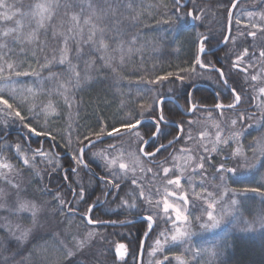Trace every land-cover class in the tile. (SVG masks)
Listing matches in <instances>:
<instances>
[{
	"label": "trees",
	"instance_id": "1",
	"mask_svg": "<svg viewBox=\"0 0 264 264\" xmlns=\"http://www.w3.org/2000/svg\"><path fill=\"white\" fill-rule=\"evenodd\" d=\"M183 1L181 0L182 4ZM21 2L26 5L23 11L28 12L30 9L27 5L34 7L37 3H47L49 0H21ZM54 2L60 7L54 12L52 20L47 22L46 29L39 30L38 38L34 43L23 46V52L20 51V45L10 43L11 37H0V43H10L15 50V55L5 57V60L8 62L12 60L14 64L20 66V69H26L21 72H39V78L42 80L39 84L35 75L16 76L11 71L0 76V84L8 82L12 84V80L17 86L24 84L22 89L24 92L19 89H5L0 95L9 99L11 103V96L14 94L16 102L22 105L17 110L26 117L22 123L14 114L8 115V110L4 106L0 108V146H2L0 157L6 158L18 170L17 177L22 180L17 189L7 185L11 193L19 191L21 197L32 199L38 204H45L40 206L47 210L46 214H40L42 221L45 215H49L48 220H55L53 226L63 225L64 230H71L72 225L77 224L80 230L79 240L87 236L90 231L96 234L89 243H84L83 249L76 248L75 255L67 256L65 245L51 242L55 236L43 230L45 226L39 230L30 228L25 238L17 239L22 233L19 235L17 232L12 233L8 230L10 224L21 223L20 232H23L22 229L26 230L32 224L31 214H6L0 210V264H77V261L84 260L81 252L88 248L101 249L103 256L100 259H106L107 264H124L125 261L127 264H137L142 237L149 229L147 222L138 221L117 227L89 225L85 219L87 214L90 216L89 219L94 221H129L138 219L139 216L151 215L154 227L143 248L142 264H264V224L254 219L258 215V210L264 209V197L245 191L257 187V181L264 176V162H260L264 161V157L257 155L259 161L253 158L255 139L264 134V99L258 91L259 87H264V59L260 57L264 47L258 48L256 37L248 35L254 29L250 25L244 27L245 32H240L241 21L238 19L240 10L237 11L252 3L244 0H189L186 4L179 5L178 12L175 0H109L111 8L105 6L107 15L103 23H100L96 21L92 9L88 7L90 3H94V0H76L77 6L67 9L63 7L66 0H54ZM130 3L132 7H128ZM233 3L236 7L231 10ZM228 9L233 13L229 40L216 52L210 55L203 54L199 58L205 64L220 68L232 89H238L241 84L243 85L245 93L243 103L238 108L222 110L221 115H217L216 111L197 109L188 117L181 115L178 106L170 101H165L157 107V101L165 96L177 98L184 110L189 107V99L205 106L215 105V93L200 86L192 88L198 82L205 80L206 69L196 65L195 76L181 72V69L193 67L196 57L199 56L201 38L207 37L206 50L214 49L224 41L223 36L226 35L229 19ZM188 12H192V15L189 16ZM74 14L79 17L80 27H75L76 22L71 20ZM96 14L99 15L98 12ZM16 19L21 21V25H28L21 28L23 33L36 28L35 20L29 21L21 17ZM85 19L90 21L89 24H84ZM237 20L240 21L239 24L236 23ZM4 24L9 28L16 26L15 21ZM93 24L98 28L106 29L105 43L108 45L106 49L92 51L91 43H83L91 34ZM263 27L264 25L258 34L264 38ZM116 29L122 33L119 38L125 41L122 47L117 43ZM66 37L69 60L80 74L79 86H74V74L69 71L67 62L65 65L55 62L48 64L53 56L58 58L61 49L65 46ZM236 37L239 38V44L232 49V42ZM94 40L99 47V32L94 36ZM78 42L82 48L79 58L76 56ZM129 48L132 49L131 52L128 51ZM242 48L247 49V55H242L245 52ZM102 56L109 60L111 67L106 66L105 59H101ZM237 57H242L241 62L245 64L240 62L233 67ZM87 60L91 61V67H86ZM44 64H48V67H41ZM113 67L116 68L115 73L112 71ZM242 68L246 71H242ZM50 73L56 75L52 76ZM168 73L173 75L167 80L155 84L147 82ZM252 75H257L258 80L252 81ZM177 76H183V82L177 79ZM116 80L121 83L117 85ZM125 85L130 89L132 87V93L127 95L126 89L129 88ZM24 86L27 88L30 86L35 94L29 93ZM219 86L216 91L224 96L223 90L227 88L222 82H219ZM152 93L156 94L155 100L152 99ZM46 101L48 104L51 101L55 116L45 117ZM221 101L223 104H229L234 101V97L228 91ZM147 104L153 105L155 111L144 110L141 115V106ZM108 105L117 107L118 113L112 115L113 112L110 114L103 109ZM30 108L32 112L28 111ZM93 113H101V115L97 119ZM129 114L132 115L133 120L144 117L158 118L159 115H164L165 121L160 122L161 126L169 129L165 130V135L156 139L154 143H149L150 150L154 149L153 145L156 143H167L174 139L178 132L180 133L179 128L172 126L171 123L181 124L182 130L175 142L166 150L157 153L156 158L162 159L163 162L154 168L155 174L147 171L150 169L146 168L148 163L141 159L145 168L140 167L139 171H142V174L137 172L136 175L141 187L131 184L133 174L129 172V178L123 181L120 190L115 188L110 190L111 186L106 187L105 184L99 183L100 178L91 175L92 167L106 180H112L115 175H123V173L118 166H114L110 172L105 164L98 163L93 153L107 149V144L111 143L116 147L108 151V157L114 159L121 155L124 162L128 161L134 151L141 156L139 149L145 138L150 136L145 133L148 129L154 130V122L146 121L142 127L137 128L139 137L136 135V130L122 137L107 139V133L122 126L121 124L127 121L126 115ZM89 115L91 117L88 122H92V125L85 127L84 118ZM118 117L125 119L119 123H115L119 120L115 119L112 123L106 124L108 126L102 125L103 121ZM234 119L237 120L235 125L231 123ZM210 121L222 127L221 135L227 139L234 137L235 134H238V138L217 145L218 151L204 150L203 141L199 137L202 132L199 123ZM25 124L28 127H25ZM101 129L104 130L102 140L96 141V134L100 133ZM45 132L49 134L45 135ZM53 136L55 140L52 139ZM91 140H94L95 147L91 145L80 154L81 147ZM238 148L242 155L234 156L233 152ZM194 149H198L196 161L200 165L203 164V167L188 174L189 177L191 176L193 186H190L189 180L181 178L179 184L175 183L179 186L172 187L173 192L178 193L181 198L179 203L183 202L180 213L177 206L173 208L175 212L187 217L182 219L184 222L181 223V228L189 235L172 241L171 237L176 234L174 231L180 227L178 221H172V217L170 219V215H166L158 204L159 197L165 198L166 194L163 191L169 188L168 181H175L178 178V171L172 168L175 162L173 157L190 153ZM37 150L45 155L36 154ZM170 151L171 154H168ZM81 155L83 163H77L74 157ZM25 157L29 160L27 165L24 164ZM250 163H254L256 167L249 169L247 165ZM85 164L87 167L84 166ZM221 164L225 169H236V172H220ZM73 168L77 169L76 173L71 171ZM164 168H168L169 172L165 173ZM65 175L68 177L67 180ZM221 176L224 177L223 181L220 179ZM211 178L217 186H221L222 191V204L219 207L223 210L222 215L225 216L222 220L219 218L221 220L219 227L210 226L212 222L208 218L204 221L206 217L204 212L208 208H203L205 204L201 207V200L206 197L201 199L200 195L204 192L211 195L206 201L204 200L206 204L212 203L213 200L217 201L211 194L214 192L211 191L213 189V185H210ZM0 184L7 183L0 177ZM81 188L86 190L84 200H80L79 196L74 194H78ZM141 188L145 193V199H140ZM133 189H135L134 195H126ZM117 191L119 196L116 195ZM57 192L60 193L58 197ZM106 192L109 194L105 195ZM121 198H126L129 202L135 198L137 207H119ZM60 199L65 201L64 205H60ZM233 199L237 204L231 206ZM89 206H92L91 212L88 210ZM5 215L6 218L2 217ZM165 229L172 231L173 234H168L158 246L161 233ZM66 240L70 244V237ZM118 243H123L127 249L123 260L117 259L115 255Z\"/></svg>",
	"mask_w": 264,
	"mask_h": 264
},
{
	"label": "snow or ice",
	"instance_id": "2",
	"mask_svg": "<svg viewBox=\"0 0 264 264\" xmlns=\"http://www.w3.org/2000/svg\"><path fill=\"white\" fill-rule=\"evenodd\" d=\"M261 2H264V0H261ZM177 3V11H180V0H176ZM108 6V8H111V5L109 3V0H94V3H90L88 5L89 9H92L93 11V16L95 17L96 21L103 23V21L106 18L107 15V10L105 6ZM77 3L76 0H66V3L63 5V7L67 8H73L76 7ZM26 7V5L24 3L21 2V0H0V21H3L4 23H8L11 21H15V27H10L7 28L6 30H4L2 33H0V37L3 38H9L11 37V41L10 43L13 45H20V51L23 52L24 51V45L26 44H32L34 43L37 38H38V32L41 29H46V25L47 22L52 20L54 12L56 11V9L58 7H60V5L58 3H55L54 0H49V2L47 3H37L34 7L32 5H27V7L30 9V11L26 12L23 11V9ZM128 7H132V4L130 3L128 5ZM232 7H236L235 3L232 4ZM99 13V15H97L96 13ZM228 14H229V19H231L233 13L231 12L230 9H228ZM188 15L191 16L192 12H188ZM254 14L253 13H248L249 17H252ZM17 17H21L23 19L26 20H35L36 22V28L32 29L30 32L27 33H23L21 32V28L22 27H28L27 24L25 25H21V21L16 19ZM196 19H200V17H195ZM260 19L264 20V13L260 14ZM71 20L75 23V27H80L78 21H79V17L77 15H72L71 16ZM89 20L85 19L84 20V24L87 25L89 24ZM239 20L236 21L237 24H239ZM253 28H256L257 26L255 24L252 25ZM69 31L71 32L72 29L70 28ZM116 34H117V43L119 46H123L125 44V41L123 39H120L119 37L122 35V33L120 32L119 29H116ZM99 32L100 35V40H99V47L96 46V41L94 40V36L96 35V33ZM105 32L106 29L104 27H97L96 24L92 25V29H91V34L88 35L87 39L83 41L84 44H89L91 43L92 45V51H99L100 49H106L108 47V45L105 43ZM55 35V33H54ZM77 36L79 35V33L76 34ZM249 36H256V32H249L248 33ZM223 40L227 41L229 40L228 36H223ZM207 41V37H203L201 39V42L199 44V48H198V52L203 53L205 52V42ZM10 43H0V60H5V57H8L10 55H15V50L13 47L10 46ZM64 48L61 49L60 52V56L59 59L57 60V58L55 56L52 57V60L48 61V64H53L58 63L60 65H65L66 62L68 64V68L69 71L74 74V78H75V85L74 86H79L80 84V74L78 72H76L75 70V65H73L71 63V61L69 60V47H68V38H65L64 41ZM129 52L132 51L131 48L128 49ZM137 51H139V49H137ZM82 54V48L79 45L78 42V46L76 48V56L77 58L80 57V55ZM242 55H247V49L245 50L244 54ZM260 57L262 59H264V51L260 52ZM101 59H105L104 56L101 57ZM121 60L123 61V57H121ZM242 60V57H237V61L233 64V67H236L237 64H239ZM5 63H7V68L9 70H11V72H13L16 76H21V75H35L37 77H39V72L33 71L32 73H27V72H21L18 71L17 69L20 67L18 64H14L12 62H8L7 60H5ZM48 64H44L41 65V67H48ZM86 67H91V61L87 60L85 61ZM105 64L106 66L111 67V64L109 63L108 59H105ZM196 65H198L201 69L207 68V67H212L214 71L218 72L220 74V79L224 80V87H227V80L225 79V73L223 71H221L220 68H215L214 66L205 64L204 62L201 61V59L199 58V56L196 57L194 63H193V67H191L190 69H181V72H188L190 74V76H195L196 75ZM112 71L115 73L116 72V68H112ZM242 71H246V69H242ZM3 75V67L0 66V76ZM50 75L55 76V73H50ZM173 75V73H168L165 76H157L155 80H148L147 82L149 84H155L158 82H162L164 80H167L169 77H171ZM177 79L181 80V82H183L184 77L183 76H177ZM258 76L257 75H252L251 76V80L252 81H256L258 80ZM247 79V78H246ZM63 87V85H61ZM255 87V86H254ZM27 91L29 93H34L32 88H27ZM67 91V89H66ZM147 92H150L151 90H146ZM259 93L261 94V98L264 99V87H259L258 89ZM4 89L0 88V93H3ZM231 95L234 97V103H229L228 105H221L219 103H217L215 105L216 109H222L224 107H227L228 109H234L236 108L239 104L243 103V98L245 96L244 90H243V85L241 84L239 86V88H233L231 89ZM12 102H9V99H5L3 95H0V105H3L4 108H6L8 110L7 114L8 115H13L18 118L22 123L25 121L26 117L24 115L21 114V111L17 110L19 108L22 107L21 104L16 102V97L13 94L11 96ZM152 99H156V94L152 93ZM161 101H157V104H159ZM196 107V105H191V107L189 108V111H192L194 108ZM142 111H141V115H143V111L144 110H148L151 109L153 111H155L153 105L151 104H147L142 105L141 106ZM29 112H32V109L30 108L28 110ZM35 115V113H34ZM44 115L45 117L52 115L55 116V109L52 107V103L49 102V104L44 108ZM241 119H243V117H241ZM161 121H165V117L163 114L159 115V117L154 121V130L153 129H148V131L145 133V135H149L150 134V140L149 141H145V145L147 146L150 142L154 143L156 139H159L161 136L165 135V129L162 128L161 126ZM6 123V122H5ZM231 123L233 125H235L237 123V120H232ZM25 127H28L27 124L24 125ZM137 126H141L142 127V122L140 119H135L134 122L132 120H127L124 121L122 124V127L127 130V131H131L134 129H137ZM30 131H32V129H29ZM48 132H45V135H48ZM114 134L119 135L120 134V130L119 129H113V131L108 132L107 135L108 136H113ZM104 135V130L101 129L100 133L96 134V140L99 141L102 139ZM136 135L139 137V131L136 132ZM202 135H206V133H202ZM216 137H217V143L220 142H224L226 143V140H223V138L220 136V132L217 131L216 133ZM231 138H238V134H235L234 137ZM53 140H55V136L52 137ZM70 143V142H69ZM89 143L92 144L93 147H95V144L91 141H89ZM172 143V141H169V145H164L161 144L158 148L155 149V152H147L145 151L144 148H140L139 151L142 152L144 155L146 156H152L154 157L156 155V153L160 152L161 149H165L170 146ZM87 147V145L81 147L80 152L84 153L85 148ZM115 145H108L107 149H103L101 150L99 153H93L94 156H99L100 158L105 160V167L111 172L113 169V166L116 164V159H111L109 160L106 153L108 152L109 149H115ZM0 148H2V146H0ZM17 151H19V146H17ZM213 151H218L217 148H213ZM259 154V157H264V134H262L260 137L255 139V147L253 148V158L255 160L259 161V157L256 154ZM38 155H45L43 152H40L39 150H37ZM234 156H238V155H242L241 150L238 148L235 152H233ZM74 159L77 160V163H83V156H79V157H74ZM260 162H264V161H260ZM24 164L27 165L29 164V160L28 158H24ZM139 164V157H132L130 163H119V169L121 170V172L123 173V175H115L114 179L112 180H106L104 177L100 178V182L104 183L105 186H111L117 190H120L122 188V184L123 181L125 179H128V173L132 172L133 176L131 177V184L136 186V187H141L138 184L137 179L135 178V167L134 165H138ZM85 167H87V165H84ZM11 165L7 164V163H2L0 164V168H10ZM200 167H203V164L200 165ZM247 167L249 169H254L256 167V165L254 163H250L247 165ZM71 171L73 173L77 172L76 168L71 169ZM147 171L151 172L152 169H148ZM220 172H224V171H228V172H236V169L233 168H228L225 169L224 165L221 164ZM164 172L168 173L169 169L168 168H164ZM37 175H39V173H37ZM68 177L67 175H65V180H67ZM220 179L223 181L224 177L221 176ZM119 181V182H116ZM9 183H11V181H9ZM169 184L172 183H176L179 184L180 180L179 178H177L175 181L169 180L168 181ZM258 186L257 187H253V188H249V189H245V191H251L254 193H257L258 195L264 197V176H261V179L259 181H257ZM14 187H17L14 185ZM135 189L132 190L131 193H126V195H134ZM75 195L79 196L80 200H84L85 195H86V190L84 188H81V190L79 191V193H74ZM109 193H105V195H108ZM3 195H8L9 198L11 199L12 195H15L18 199L20 198V192L17 191L15 193H3ZM57 197L60 195L59 192H57ZM117 196H119V191H117L116 193ZM140 199H145V193L143 191V188H141L140 191ZM149 203H151V201H148ZM60 205H64L65 201L63 199L59 200ZM216 203V201H213L212 203H209L207 208V216H208V220L212 221V224L210 226H214L215 224H217L219 222L220 219L223 218V216L220 217V219H217L214 215L213 212L211 211V209L213 208V204ZM237 204V201L235 199H233L231 201V206H234ZM230 206V207H231ZM0 207H4L3 204H0ZM119 207H123V208H135L137 207V202L135 200V198L129 202L128 199L126 198H121L120 199V205ZM170 205L165 202V209L169 208ZM19 209L23 212H30L32 215V223L36 224L37 220H36V216H37V211H38V205L31 202L30 200H21L20 204H19ZM89 212L92 211V206H89ZM225 212H227V210H225ZM178 220L182 219V217L180 216L179 213H177V217ZM145 221L148 224V228L151 229L152 228V221H153V217L151 215L145 216L144 217ZM183 219H187V217H183ZM256 219L258 222H260L261 224H264V209H259L258 210V215L254 218ZM89 224H93V223H109V224H125V223H129V221H117V220H110V221H94L89 219L88 220ZM202 226H207V225H202ZM96 233L95 232H88L87 233V237L86 239H91V237H93ZM28 235V230H24L21 234L20 237H17V239H23ZM145 235H147V233H145ZM184 235H189V233H185V232H181L179 229L176 230V234H174L171 237L172 241H176L178 240L181 236ZM79 247L80 248H84V243L83 242H78ZM127 254V249L126 246L124 244H119L116 246V258L123 260L125 255ZM74 253L72 251H68L67 252V256H73ZM81 255L84 256V260L83 261H77V264H107L106 259H100V257L103 256V252L101 249L97 248L96 250H92L91 248L85 249L83 252H81ZM124 264H127V262L125 261Z\"/></svg>",
	"mask_w": 264,
	"mask_h": 264
},
{
	"label": "rangeland",
	"instance_id": "3",
	"mask_svg": "<svg viewBox=\"0 0 264 264\" xmlns=\"http://www.w3.org/2000/svg\"><path fill=\"white\" fill-rule=\"evenodd\" d=\"M10 2H11V0H10ZM238 19H239V16H238ZM253 24H255L257 26L254 29H252L253 28L252 27ZM249 25H250V27H252V28H250V30L252 29L251 32H256L258 34L262 30L261 28L264 25V20L260 19V17L259 18L258 17L254 18V16L248 17L247 20L241 21V24L239 25V27L243 28V27H248ZM0 27H1L0 33H2L4 30L9 28V27L5 26L3 21H1V26ZM255 37H256L255 41L257 42L258 48L261 49V47H264V38L261 37V35H259V34L256 35ZM238 44H239V38L236 37L233 40V42H232L231 48L235 49L238 46ZM242 49H243V51H245L244 48H242ZM59 56H58L57 60L59 59ZM9 62L14 63V61H12V60H10ZM17 62H18V59H17ZM0 66L3 67V73H5V72L6 73H10L11 70H9L7 68V63H5V60H0ZM17 70L23 71V70H26V69H24V68L20 69V67H19ZM116 78H118V77H116ZM36 80H38V83L41 84L42 80L39 77H36ZM14 82L15 81L12 80V84H9V82L8 83H4V84L2 83V84H0V88H3L4 90L5 89H11V90L19 89V91L24 92L22 90L24 84H20V85L17 86V84L14 83ZM120 83L121 82L116 80V84L117 85H119ZM125 84H127V83L125 82ZM28 85H29V83H28ZM126 87L129 88V89H126L128 91L127 95L132 93L131 92V90H133L132 87H131V89L128 86H126ZM24 88H25V90H27V87L24 86ZM44 105L46 107L48 105V102L46 101ZM2 106L3 105H0V108ZM103 109L107 110L110 114L113 112L114 114H112V115H116V113H118V111H119V109L117 107L113 106V105H108V106L104 107ZM95 112H98V111H95ZM101 112L105 113L104 110H101ZM93 114H95V117L97 119L100 117L99 115H101V113L100 114L93 113ZM0 115H1V113H0ZM112 115H110V116H112ZM90 117L91 116L89 115L86 118H84V121H85L84 126L85 127H89V126L92 125V122H90V123L88 122ZM112 117H114V116H112ZM126 117H127L126 118L127 120H132L134 122V120L131 118L132 115L129 114V115H126ZM115 119H119V117L118 118H111V120H109V121H103L102 125L108 126L106 124L112 123V121L115 120ZM122 119H125V118H120L115 123L121 122ZM140 120H143V119H140ZM199 125H200L201 130H202V132L199 134V137H201V139L203 141L204 150H206L208 152L213 151L214 147L218 148L217 145L226 144V143H229V141L232 140V138H228L227 139V137H224L223 135H221L223 129H218V128H221V126L216 125L212 121H210V122H201V123H199ZM138 127H140V126H138ZM102 128H104V127L102 126ZM115 129H119L120 132H121V131H123L124 128L122 126H120L118 128H115ZM134 131H136V129H134ZM134 131H132V132H134ZM217 131L220 132V136L223 138V140L227 141L226 143H224V142L217 143V137H216ZM202 133H206V135H202ZM123 135H126V134H123ZM119 137H122V136H119ZM110 144H107V145H110ZM107 148H108V146H107ZM142 148H144V147H142ZM108 151H110V149ZM196 152H198V149H194L190 153L186 152V153H184V155L179 154V155L173 157V160H175V162H174L172 168H174V169H176L178 171L177 177L179 178V180L181 178H182V180H184V179H187V181L189 180L191 182L190 186H193V181L191 180V176L189 177L188 174L193 173V172L197 171L196 169L201 168V167H199L200 164H198V162L196 161V154H197ZM97 153H99V152H97ZM108 154L109 153L107 152L106 153L107 157L109 156ZM142 154L143 153L141 152V156H142ZM256 155H259V154L257 153ZM141 156H139L137 151H134V152L131 153V157L129 158V160L128 161L126 160L127 162L126 161L124 162L123 159H122L123 157L121 155H119L118 158H114V159H116V164L114 166H118L119 167V163L123 162V163L127 164V163H130L132 157H139V164L138 165H134L135 172H136V173H134V175H135V178H136V175L138 173L142 174V171L141 172L139 171L140 167L145 168V165H144L143 161L141 160L143 158V156L142 157ZM95 158H96V160L98 161L99 164H102V165L105 164V160L104 159L100 158L99 156H95ZM108 159L111 160V158H109V157H108ZM2 163L10 164L11 167L10 168H0V177L5 181V183H7L6 185L5 184H0V204L4 205V207H0L1 211L6 212V214H8V213L31 214L30 212H23V211H21L19 209V204H20L21 200H30L31 202H33V203L38 205V211H37V216H36L37 222H36V224H33V223L30 224V227L26 229V230H28V232H30V228L35 229V230H39V229H41V227L45 226L46 228H44L43 230H47V231H49L51 233V235L53 233L54 234L53 236H55L54 239L51 240V242H57L60 245H65V249H67V252L68 251H72L74 253V255H75V249L76 248H80L78 242H83V243L87 242V243H89L91 241L92 237H91V239H86L87 236H85L84 238L79 240V237H80L79 232H80V230L77 228V227H79L77 224H73L72 225L73 228L71 230H64L63 225L62 226L60 225L58 227H56V225L53 226V224L55 223V220H52V219L48 220V216L49 215H47V216L45 215V219H44L45 222L43 223L44 220L42 221V219L40 217V214H43V215L46 214L47 210H45L44 208H41L45 204H43V205L42 204H38L36 201H34L32 199H27V198L21 197V196L18 199L14 195L10 199L8 195H3V193H11V191L8 188L9 185H11L10 187H12L14 189H17L19 187L18 184L21 183L22 180H21L20 177L19 178L17 177V173H19L18 170L16 168H14L13 165L9 161L6 160V158L0 157V164H2ZM21 163L23 164V161ZM148 167H150V165L146 164V168H148ZM15 177H17V178H15ZM136 179H138V178H136ZM9 181H11V183H9ZM210 182L212 183L210 185H213V189L211 191H214L211 194H212V196L214 195L213 197L215 199H217V201H216L217 203H216V205H215V203L213 204V208L211 209V211L213 212V215L215 214V217L217 219H219L221 217V215L223 214V210L222 209L220 210V207H219L220 204H222L221 203L222 202V200H221L222 199L221 186L220 187L217 186V184L213 182L212 178L210 179ZM14 185L15 186L17 185V187L15 188ZM174 185H176V184L175 183L169 184V188L167 189V191H163V193L166 194L165 198L159 197L158 204H160V206L162 207V209L164 210L166 215H170V219L172 217V219H171L172 221H175V220L178 221V227H180L179 230L181 232H185L186 233L187 231H185V230H183V228H181V226H182L181 223L184 222V221H182V219L185 216L183 214H180L182 219L178 220L176 218L177 217V213L178 212L180 213L181 209H183V206H182L183 202L179 203V201H181V198H180L179 194L178 193L176 194V193L173 192L174 191V189H173ZM176 186L178 187L179 185H176ZM214 193H216V195ZM200 197H201V199L203 197H206V198H204V200L206 201L208 198L211 197V195H208L206 192H204V193H202V195H200ZM204 200L203 199L201 200V203H202L201 207L203 206V204H205V206L203 208L207 209V206H208L209 203L206 204V202ZM165 202H167L170 205V207L167 208V209H165ZM175 206H177L178 212L177 211L175 212V209L173 208ZM6 216L7 215L2 216V217L6 218ZM204 216H206V217H204V221H207V218H208L207 211L204 212ZM222 216H225V214L222 215ZM32 220H33V218H32V215H31V221ZM221 220L217 224H215L214 226L219 227L221 225V223H220ZM51 227H53L54 229H52ZM8 230H10L12 233H16L17 232L18 235L21 234L22 233V232H20L21 223L10 224ZM22 230H25V229H22ZM174 233H176V230L174 231ZM168 234L171 235L173 233H172V231H169L167 229H165V231H163L161 233V240L158 242L159 243L158 246L160 245L161 241H164L166 239V236ZM68 237H70V244H68V241L66 240V238H68ZM158 246H156V247H158Z\"/></svg>",
	"mask_w": 264,
	"mask_h": 264
},
{
	"label": "flooded vegetation",
	"instance_id": "4",
	"mask_svg": "<svg viewBox=\"0 0 264 264\" xmlns=\"http://www.w3.org/2000/svg\"><path fill=\"white\" fill-rule=\"evenodd\" d=\"M176 1V0H175ZM250 2V3H252V4H248V6H245V7H241V8H239V9H237V11L238 10H240V12L238 13V16L240 17L239 18V20L240 21H244V20H247L248 19V13H254V18L255 17H260V14L262 13V10L264 9V2H261V0H244V2ZM183 2H185V0L183 1ZM184 4V3H183ZM182 3H181V0H180V6H182L183 5ZM233 7H231V9H232ZM236 11V12H237ZM256 12V13H255ZM237 15V14H236ZM262 29V28H261ZM240 32H245V28L243 27V28H241L240 29ZM209 50H211V49H209ZM207 54H212V53H207ZM207 54H205V55H207ZM243 65L245 64L243 61L241 62ZM215 68H217L216 66H214ZM241 68V67H240ZM206 69V72H207V75L205 76L206 78H205V80L203 81V82H198L196 85H194V87H192L193 89L194 88H196L197 86H200V87H203L205 90H210L211 92H213V93H215V105L217 104V103H219V104H221V105H228V104H223V102L221 101L222 100V98L226 95V94H228V91L229 92H231V87H229V85L227 84V89H224L223 91V93H225V95L223 96V95H221L220 93H219V91L217 92L216 91V88H218L217 86H219V82H222V84H224L225 83V81L224 80H221L220 79V74L218 73V72H216V71H214L213 70V68L212 67H207V68H205ZM243 69V68H242ZM214 73H216V74H214ZM219 88H221L220 86H219ZM218 88V89H219ZM228 90V91H227ZM189 96H191V95H189ZM165 97H170V96H165ZM172 98H174L175 99V101L178 103V105L180 106V108H179V106H178V108H179V111L181 112V115H183V116H186L185 115V113H188V111H189V108L191 107V105H196V107L193 109V111H192V113L194 112V111H196L197 109H202V110H212V111H216L217 112V115H221V112H222V110H226V109H216L215 108V105H209V106H205V105H203V104H199V103H197V102H192L191 101V99H189L188 100V105H189V107L186 109V110H184L185 108H183L181 105H180V103H179V101L177 100V98H175V97H172ZM161 99H164V98H161ZM160 99V100H161ZM171 102V101H170ZM164 103V102H163ZM162 103V104H163ZM232 103H234V101L232 102ZM175 104V103H174ZM176 105V104H175ZM177 106V105H176ZM240 106V104L236 107V108H238ZM158 107V106H157ZM228 109V108H227ZM192 113L191 114H189V115H192ZM188 115V116H189ZM187 116V117H188ZM144 118H147V117H144ZM148 119H150V121L149 122H154L157 118H148ZM171 125L172 126H175V127H177V128H179V131H180V133H181V130H182V127H181V124H179V123H177V124H174V123H171ZM139 128V127H138ZM163 128V127H162ZM222 128V127H221ZM165 130H167V129H169V128H164ZM218 129H220V128H218ZM137 131H139L138 129H136ZM180 133L178 132V135L176 136V137H174V139H172L171 141H173V140H176V138H178L179 137V135H180ZM150 139V136H148L147 138H145V141H148ZM145 141H144V143L141 145V148L142 147H144V149H145V151H147V152H155V149L156 148H158L161 144H164V145H167L169 142H167V143H163V142H160L159 144L158 143H156L155 145H153L154 146V149H152V150H150V147L147 145H145ZM144 145V146H143ZM146 149H149V150H146ZM161 150H163V149H161ZM168 154H171V151L168 153ZM142 156H143V159H144V161L145 162H147L148 163V165H150V169H152V172H154L153 170H154V168L155 167H157V165L158 164H161L163 161H162V159H160V158H156V156H157V153H156V155L154 156V157H152V156H149L148 158H145V156H144V154H142ZM90 167V166H89ZM154 174H155V172H154ZM92 176H95L96 178H101V177H104L103 175H99L98 174V171H95V168H93L92 167V174H91ZM98 176V177H97ZM105 178V177H104ZM106 179V178H105ZM99 183H101L100 182V180H99ZM101 184H104V183H101ZM111 189H113V187H110V190ZM108 193V192H107ZM140 217V216H139ZM89 218H90V216H89ZM134 220V219H133ZM154 221V220H153ZM154 223V222H153Z\"/></svg>",
	"mask_w": 264,
	"mask_h": 264
},
{
	"label": "water",
	"instance_id": "5",
	"mask_svg": "<svg viewBox=\"0 0 264 264\" xmlns=\"http://www.w3.org/2000/svg\"><path fill=\"white\" fill-rule=\"evenodd\" d=\"M189 0H185V2H184V4H186L187 2H188ZM232 10V9H231ZM228 17H229V15H228ZM230 23H231V19H228V22H227V32H226V35L225 36H229V33H230V30H231V27H230ZM202 39V38H201ZM201 39H200V42H201ZM228 41V40H227ZM227 41H223L220 45H218L216 48H214V49H212V50H205V52H203V53H200L199 52V57L201 56V55H203V54H207V53H213V52H216L217 51V49H219V48H221L224 44H226L227 43ZM200 42H199V44H200ZM159 101H161L159 104H157V106L159 107L163 102H165V101H171V102H173V103H175L177 106H179L178 105V103L175 101V99L174 98H172V97H165L164 99H161V100H159ZM179 108H180V106H179ZM223 109H227V107H224ZM193 111V110H192ZM192 111H188V113H185V115L186 116H188L189 114H191L192 113ZM146 121H150V119H148V118H144L143 120H141V122L142 123H145ZM138 127V126H137ZM132 131H134V130H131L130 132H132ZM129 131H127V130H125V129H123V131H121L120 132V134L119 135H117V134H114L113 136H106V138L107 139H112L113 137H119V136H123V134H127V133H130ZM102 140V139H101ZM150 140V139H149ZM148 140V141H149ZM94 140H91V142H93ZM97 141V140H96ZM100 141V140H99ZM176 140H173L172 141V143L173 142H175ZM94 143V142H93ZM171 143V144H172ZM92 144L91 143H89L88 142V144H87V147L85 148V150H87L90 146H91ZM167 145H169V143L167 144ZM80 154H81V152H80ZM145 156V158H148L149 156H146V155H144ZM144 217L145 216H140V217H138V219H134V220H129V223H125V224H115V225H113V224H109V223H104V224H101V223H93V224H89L88 223V220H89V214H87L86 216H85V219H87V223L89 224V225H95V224H99V225H103V226H106V225H108V226H127L128 224H133V223H138V221H145V219H144ZM152 225H154V223H153V221H152ZM153 227L154 226H152V228L151 229H148V231L146 232L147 233V235H143V239H142V241H141V244H140V247H139V249H140V251H139V254H138V257H137V264H142V256H143V252H144V245H145V243H146V241H147V237H148V235L150 234V232H151V230L153 229ZM119 244H123V243H118V245ZM115 255H116V248H115ZM125 257H126V255H125ZM124 257V258H125ZM118 259V258H117Z\"/></svg>",
	"mask_w": 264,
	"mask_h": 264
}]
</instances>
